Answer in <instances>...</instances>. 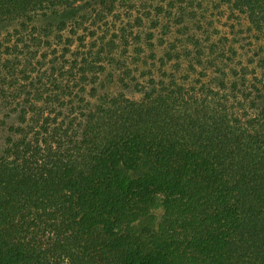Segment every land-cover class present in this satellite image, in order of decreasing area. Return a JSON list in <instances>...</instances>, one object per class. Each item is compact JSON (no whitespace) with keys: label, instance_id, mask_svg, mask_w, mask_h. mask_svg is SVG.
Returning a JSON list of instances; mask_svg holds the SVG:
<instances>
[{"label":"trees","instance_id":"16d2710c","mask_svg":"<svg viewBox=\"0 0 264 264\" xmlns=\"http://www.w3.org/2000/svg\"><path fill=\"white\" fill-rule=\"evenodd\" d=\"M194 1L0 0V264H264V0ZM173 28L223 65L117 63Z\"/></svg>","mask_w":264,"mask_h":264},{"label":"rangeland","instance_id":"374dc122","mask_svg":"<svg viewBox=\"0 0 264 264\" xmlns=\"http://www.w3.org/2000/svg\"><path fill=\"white\" fill-rule=\"evenodd\" d=\"M193 5L198 9L197 15L201 17V19H203L204 24L202 25L204 27L200 31L191 30V32L195 33L199 31L197 32V35L203 39L204 43H206V33L202 34V32H205L206 30L209 33L210 37L207 43H214V41H218L219 39L224 41L226 43L227 50L225 57L231 56L232 49L230 48V40L232 36L229 30V24L233 20L232 14L227 9L226 5L223 4L221 0H195ZM203 17H205L206 20ZM210 21L211 23H209ZM161 34V31L156 30L154 36L156 38H154L152 47H149L147 45L139 47L138 45L131 44L130 46L122 50L121 48H118V56H115L119 58V61H117V63H124L126 65L128 64L133 68L132 73L136 74L139 73V71L143 67H153L151 63H181L184 67H186L187 63H207L211 64V67L216 65L214 63H217V65L219 66L223 65V63L220 62L218 58L219 54L215 48H209L207 50L209 52V57L207 59H204V61L202 62H195V59H192V57H187L185 55V51L193 49L192 44L186 37L187 35L181 36L173 28L165 36L164 42L159 45L160 41L158 37ZM232 39L233 68H236V71L239 73V75H242L244 73L243 71H247V77H254V80L258 83L264 82V44H262L263 46L261 50L256 47L242 48L237 42H234V36ZM247 40H249V38H247L245 41ZM213 45V47H216L215 43ZM166 50L168 51V53H170V57L168 59H166V57L162 58V55ZM233 78L235 77L233 76Z\"/></svg>","mask_w":264,"mask_h":264}]
</instances>
